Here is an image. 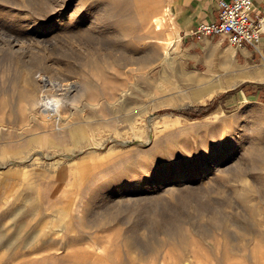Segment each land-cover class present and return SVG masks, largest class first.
<instances>
[{
  "label": "rangeland",
  "instance_id": "obj_1",
  "mask_svg": "<svg viewBox=\"0 0 264 264\" xmlns=\"http://www.w3.org/2000/svg\"><path fill=\"white\" fill-rule=\"evenodd\" d=\"M168 2L0 0V264H264V85L203 98Z\"/></svg>",
  "mask_w": 264,
  "mask_h": 264
},
{
  "label": "crops",
  "instance_id": "obj_2",
  "mask_svg": "<svg viewBox=\"0 0 264 264\" xmlns=\"http://www.w3.org/2000/svg\"><path fill=\"white\" fill-rule=\"evenodd\" d=\"M220 0H169L168 16L177 40L175 51L185 76L197 78L203 98L213 99L240 85H264V34L260 51L234 47L220 36L195 34L202 23L217 20ZM254 19H264V0H252Z\"/></svg>",
  "mask_w": 264,
  "mask_h": 264
},
{
  "label": "built area",
  "instance_id": "obj_3",
  "mask_svg": "<svg viewBox=\"0 0 264 264\" xmlns=\"http://www.w3.org/2000/svg\"><path fill=\"white\" fill-rule=\"evenodd\" d=\"M252 11V0H220L217 20L200 24L195 34L224 37L234 47L248 45L260 51L264 19H254Z\"/></svg>",
  "mask_w": 264,
  "mask_h": 264
},
{
  "label": "bare ground",
  "instance_id": "obj_4",
  "mask_svg": "<svg viewBox=\"0 0 264 264\" xmlns=\"http://www.w3.org/2000/svg\"><path fill=\"white\" fill-rule=\"evenodd\" d=\"M157 1V3H158V1L159 0H156ZM136 2H137V0H136ZM145 2V1H144ZM156 4V3H155ZM155 4H154V6H155ZM146 5V4H145ZM153 5V4H152ZM138 6H141V5H138ZM138 6H137V8H138ZM156 6H159L158 4L156 5ZM146 7V6H145ZM156 8V10H157V7H155ZM168 6H166L165 8H164V11H163V13L162 14H159V15H156L155 17H153L152 18V20H149L150 22L152 21V25H153V28H154V31L155 32H158V31H160L161 29H162V27H163V25L165 24V23H167L166 22V17H168ZM140 9V8H139ZM144 11H145V8L143 9ZM147 13V12H146ZM149 13V12H148ZM140 14H142V12H140ZM143 15V14H142ZM150 15V14H149ZM145 16H146V14H145ZM144 16V17H145ZM141 17H143V16H141ZM149 17V16H148ZM146 19H147V17H146ZM151 19V18H150ZM141 20H144V18H142ZM148 20V19H147ZM148 21V22H149ZM149 22V23H150ZM147 23V22H146ZM142 25H144V24H142ZM53 26H55V25H51V26H45V27H42L41 29H53L52 27ZM45 32V31H44ZM175 42V41H174ZM10 43V42H9ZM169 44H171V43H169ZM15 45V44H14ZM173 45V44H172ZM171 45V46H172ZM176 46V45H175ZM12 47V46H11ZM169 47L170 46H168L167 47V49L168 50H170L169 49ZM172 50V49H171ZM165 54V57H167L168 56V52H166V53H164ZM163 55V54H162ZM162 57V56H161ZM164 57V58H165ZM163 58V57H162ZM174 59V58H173ZM167 60V59H166ZM170 63V62H169ZM46 78V77H45ZM49 78V77H48ZM51 78V77H50ZM53 80V79H52ZM54 81V80H53ZM34 82H35V80H34ZM58 82V81H57ZM31 83V82H30ZM36 83H38V82H36ZM44 83V82H43ZM51 83V82H50ZM71 84V83H70ZM34 85V84H33ZM40 85V84H39ZM80 85V84H79ZM79 85H76L75 87H74V85L72 86V85H68V84H63V86L62 85H57V84H50V85H42V87L40 88V92L41 93H44V92H47L45 89L44 90H42V88L44 87H49L50 86V88L52 89V88H59V89H57L56 91H65L64 92V98H59L57 95H59V94H55V95H53V97L51 98V99H45V97H47L46 95H44L43 96V99H42V102L40 103V108H41V111H42V113H44V115H46V116H51V114L52 115H59V117H60V120H59V118H58V120L60 121V123H61V121H62V119H63V122L66 120V116H61V107L63 106L62 104V100L63 99H65L66 101H72L71 99H72V95L74 94L73 92L75 91H80V87H79ZM36 87H38V85H35ZM64 87V89L62 88V87ZM28 87V86H27ZM31 88V87H30ZM50 88H48V89H50ZM75 88V89H74ZM28 89V88H27ZM33 89V88H32ZM36 89V88H35ZM35 89H34V91H35ZM38 90V89H37ZM26 91V90H25ZM54 91H55V89H54ZM38 92V91H37ZM40 92H39V94H40ZM26 93H28V92H26ZM30 94H31V92H29ZM27 95V94H26ZM47 95H48V93H47ZM77 95H79V94H77ZM26 98V97H25ZM24 98V99H25ZM33 98H34V96H33ZM27 99V98H26ZM29 100V99H28ZM75 100H76V98H75ZM74 100V101H75ZM25 101H27V100H25ZM27 103V102H26ZM74 103V102H73ZM72 103V104H73ZM77 103V102H76ZM32 107H35V105H37L38 104V101H37V98H35V99H32V102L31 103H29ZM63 109V108H62ZM62 118V119H61ZM53 119V118H52ZM154 135H155V131H154V129H151V136L149 137V139H148V141H150L151 139H153L154 138ZM214 162V161H213ZM189 165V164H188ZM205 171V170H204ZM155 182H157L158 180H154Z\"/></svg>",
  "mask_w": 264,
  "mask_h": 264
}]
</instances>
